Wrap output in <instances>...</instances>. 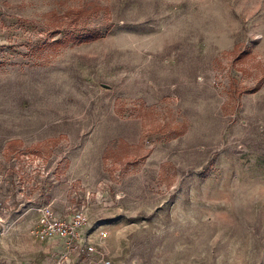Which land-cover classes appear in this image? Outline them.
<instances>
[{
  "label": "rangeland",
  "instance_id": "rangeland-1",
  "mask_svg": "<svg viewBox=\"0 0 264 264\" xmlns=\"http://www.w3.org/2000/svg\"><path fill=\"white\" fill-rule=\"evenodd\" d=\"M47 203L97 251L58 259ZM101 253L264 264V0H0V264Z\"/></svg>",
  "mask_w": 264,
  "mask_h": 264
},
{
  "label": "built area",
  "instance_id": "built-area-1",
  "mask_svg": "<svg viewBox=\"0 0 264 264\" xmlns=\"http://www.w3.org/2000/svg\"><path fill=\"white\" fill-rule=\"evenodd\" d=\"M38 220L35 227L37 238L44 240L52 238L58 241L61 249L57 257L60 260L70 261V255H89L97 251L93 241H90L84 234L90 223V218L83 208L73 211L68 216L59 215L51 203L38 207ZM106 231L100 230L99 236H105ZM102 264H108L110 260L101 253Z\"/></svg>",
  "mask_w": 264,
  "mask_h": 264
},
{
  "label": "trees",
  "instance_id": "trees-1",
  "mask_svg": "<svg viewBox=\"0 0 264 264\" xmlns=\"http://www.w3.org/2000/svg\"><path fill=\"white\" fill-rule=\"evenodd\" d=\"M99 8L98 7H93L91 10V12H96ZM88 9L86 7H80L77 9L76 11V17L80 16V15H83ZM73 21H76V18H73ZM64 22H60V25L63 24ZM59 28H62L61 26H59ZM99 37L98 34L96 33H93V32H89V33H80L74 37H70L72 38L73 40L75 39H78V40H81V41H85V40H90V39H94V38H97Z\"/></svg>",
  "mask_w": 264,
  "mask_h": 264
},
{
  "label": "crops",
  "instance_id": "crops-1",
  "mask_svg": "<svg viewBox=\"0 0 264 264\" xmlns=\"http://www.w3.org/2000/svg\"><path fill=\"white\" fill-rule=\"evenodd\" d=\"M52 242H53V243H55V241H54V240H53ZM56 242H57V243H59L58 241H56Z\"/></svg>",
  "mask_w": 264,
  "mask_h": 264
}]
</instances>
